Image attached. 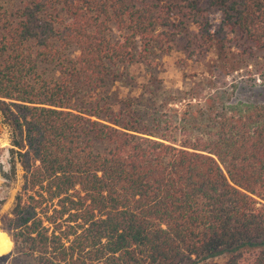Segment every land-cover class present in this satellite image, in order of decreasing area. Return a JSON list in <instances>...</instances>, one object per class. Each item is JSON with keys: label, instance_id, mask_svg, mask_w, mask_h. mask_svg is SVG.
Instances as JSON below:
<instances>
[{"label": "trees", "instance_id": "obj_1", "mask_svg": "<svg viewBox=\"0 0 264 264\" xmlns=\"http://www.w3.org/2000/svg\"><path fill=\"white\" fill-rule=\"evenodd\" d=\"M203 45L240 49L215 59L205 89L110 90L153 46ZM249 64L264 85V0H20L1 10L0 114L22 171L0 215L12 259L264 264V101L230 100L213 84Z\"/></svg>", "mask_w": 264, "mask_h": 264}, {"label": "rangeland", "instance_id": "obj_2", "mask_svg": "<svg viewBox=\"0 0 264 264\" xmlns=\"http://www.w3.org/2000/svg\"><path fill=\"white\" fill-rule=\"evenodd\" d=\"M19 3L20 0H0V11L3 9L12 10ZM49 11L57 18L60 17V11L56 9ZM55 11H58L57 14ZM217 21V15L214 14L212 20L214 27L217 25ZM55 25L58 24L55 23ZM111 36L118 38V30L112 28ZM180 43H185V39H181ZM226 44L228 43L226 42ZM195 46L192 47L193 50L191 49V51H188L190 49L183 50L180 47L173 46L167 52H163L161 47L153 46L150 51L141 55L139 61L127 66L126 78L121 82H115L110 90L117 97L121 95L135 96L144 90L145 86L151 84L162 92H171L184 88L193 80L201 81V85L205 89L207 82L204 79L211 78L209 68L215 59H217L216 62H218V59L221 62H229L230 58L234 59L237 52H240V49H236L233 45H229L225 50L214 45L200 46L202 48ZM75 53V50L70 49L66 54L70 57ZM255 59L257 61L258 57ZM256 67L257 65L249 64L247 65L248 69L242 66L229 71L228 74L220 76V79L218 77V79H214L213 84L215 86L222 85L227 90L230 100L264 101V85L260 84L258 80V69ZM43 68H45L46 73L55 71L52 65H45ZM11 148L10 129L0 114V215L9 212L13 205L14 196L21 184L22 171L14 153L12 154L10 151ZM11 248L12 243L9 237L0 228V264H22V261L18 258L12 259ZM222 259V256L213 258L218 262Z\"/></svg>", "mask_w": 264, "mask_h": 264}]
</instances>
